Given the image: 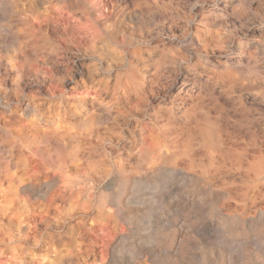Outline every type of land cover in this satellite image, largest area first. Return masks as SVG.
Returning <instances> with one entry per match:
<instances>
[{
  "label": "clouds",
  "instance_id": "9594fccd",
  "mask_svg": "<svg viewBox=\"0 0 264 264\" xmlns=\"http://www.w3.org/2000/svg\"><path fill=\"white\" fill-rule=\"evenodd\" d=\"M0 2V264H151L173 201L172 264H264V0Z\"/></svg>",
  "mask_w": 264,
  "mask_h": 264
},
{
  "label": "rangeland",
  "instance_id": "374dc122",
  "mask_svg": "<svg viewBox=\"0 0 264 264\" xmlns=\"http://www.w3.org/2000/svg\"><path fill=\"white\" fill-rule=\"evenodd\" d=\"M123 0H117V4L122 3ZM37 6L40 5V0H36ZM7 20L4 9L2 7V2H0V32L8 31L6 28H3V22ZM3 72V67H0V73ZM11 75V73H9ZM37 80L41 81L40 86L41 92L44 91L43 84H46L47 81L43 80V77H37ZM182 80L188 79L190 77L182 76ZM181 85L177 83L176 88L179 89ZM29 89L25 88L27 92ZM42 179V178H41ZM162 187L164 183L162 182ZM167 187L169 191H162L161 194L164 196L165 203L168 202L170 196L177 191V188L174 183L171 181L167 182ZM47 185L41 183L38 186L28 185L21 191H26L30 193L33 197L41 195L45 192ZM132 227L130 229L129 236L132 237L130 240L131 245L135 246L134 255L139 254L140 256L147 254L151 264H172L174 259H177L180 254L181 245L185 243L184 237L187 230V225L184 217V209L179 207L177 202L173 201L168 208V212L165 217L153 216L151 217L150 230L147 232V235L142 237L140 236V229H148L149 221L144 219L133 218L131 220ZM191 232L200 238V243L203 245L206 250L203 255L207 259L208 257L207 250L211 249L213 255L216 257L217 261L222 259L223 264H228V255L231 252V248L227 245L229 242H225L224 245L217 248L214 244H210V230L207 226L204 227H194L191 229ZM157 233L162 235L157 236ZM159 240V243L156 241ZM147 241V242H145ZM188 245L191 246L192 252L191 256L196 261V264H199L201 260L202 253L197 249L195 242L189 240L187 241ZM129 257L125 255L124 264H128ZM109 264H121L119 258H117L113 253L110 252Z\"/></svg>",
  "mask_w": 264,
  "mask_h": 264
}]
</instances>
